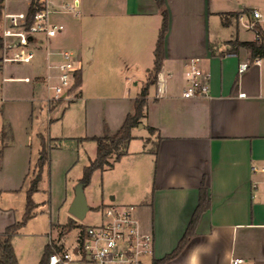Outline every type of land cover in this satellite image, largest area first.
<instances>
[{"label":"crops","instance_id":"0c3cea01","mask_svg":"<svg viewBox=\"0 0 264 264\" xmlns=\"http://www.w3.org/2000/svg\"><path fill=\"white\" fill-rule=\"evenodd\" d=\"M71 1L52 2V21L66 29L50 48L75 50L79 56L87 49L92 61L88 72L82 70L83 81L76 89V100L86 104V135L57 137L55 144L61 150L65 141L74 140L76 162L82 158L84 174L97 155V143L89 139L115 134L134 112L153 68L163 17L155 0H77V15L58 11ZM165 8L169 30L163 69L149 90L145 117L132 131L127 154L113 168L93 174L103 178L97 210L134 206L142 228L154 235L155 257L161 260L187 232L204 184L209 208L182 253L166 264H233L235 258H244L242 264H264V58L254 61L245 49L231 53L228 45L256 41V27L264 32V0H165ZM38 52L44 61L42 73L34 76V83L23 85H31L33 95L37 86H44L41 101L46 102V49ZM195 59L209 75L208 98L183 97L188 65ZM241 64L249 65L243 73ZM65 116L62 112L59 118ZM145 128L147 134L141 133ZM21 157L20 176L28 177L27 156ZM76 157L70 158L66 170L75 167ZM28 189L20 198L24 213ZM8 208L0 206V215ZM39 209L40 204L35 217ZM14 224L0 220V234ZM57 225L63 224L52 223L51 228ZM19 234L12 242L22 264L15 243ZM50 234L66 249L76 244L68 245L59 232ZM48 243L49 237L45 247Z\"/></svg>","mask_w":264,"mask_h":264},{"label":"rangeland","instance_id":"374dc122","mask_svg":"<svg viewBox=\"0 0 264 264\" xmlns=\"http://www.w3.org/2000/svg\"><path fill=\"white\" fill-rule=\"evenodd\" d=\"M23 4L22 1L4 2V10L0 15V36L4 15L7 12L6 8L10 11H19ZM72 51L79 58L80 70H83L85 74L92 63L86 55L87 49L82 51L81 56L75 50ZM2 55L3 52L0 50V58ZM39 55L40 52H37L32 64L22 65L18 74L24 73L23 75H29L31 78L41 74L44 61ZM134 83L138 82L131 81V85ZM37 88L36 94L33 95L34 91L31 85L14 84L11 87H5L2 85L0 74V134L5 130L9 131L10 135L5 143L2 140L0 142V149L6 144V153L4 152V156L0 159V191L3 192L0 206L9 207L8 212L0 215V220H14L15 224L22 221L24 211L20 198L22 190L29 188L30 180L34 176L32 171L40 158L39 150L42 148V141L53 148L50 150L49 162L43 169L39 192L33 195L35 203L40 204L38 215L21 228L15 241L22 264H33L34 261L44 256L47 249L45 244L48 242L51 230L56 236L58 232L66 230L64 226L74 223L75 229H72L69 234L60 236L69 245L76 242L82 230L88 226L99 224L103 219L102 213L97 210L98 201H100L103 192V178L98 175L99 173L92 177L90 184L85 188L88 205L91 208L85 220L78 221L70 214L69 209L74 199L77 181L84 177L81 169L83 160L80 158L79 162H76L79 158L76 157L77 152L73 139L65 141L66 144L61 150L55 148L57 142L55 138L57 137L70 138L86 135V131H84L87 122L85 102L76 100L77 90L75 89L72 92L73 95L51 105H45L46 102L41 101L45 98V87L37 86ZM48 108L51 109V112ZM62 112L66 113L64 119L59 118ZM79 125L82 128L78 129ZM147 130L145 128L140 131L147 134ZM21 156H27L26 167L30 170L28 177L20 176ZM71 157H76L74 161L76 165L68 171L65 165ZM52 223L53 225L55 223L63 225L53 226L52 229Z\"/></svg>","mask_w":264,"mask_h":264},{"label":"built area","instance_id":"2783aa9c","mask_svg":"<svg viewBox=\"0 0 264 264\" xmlns=\"http://www.w3.org/2000/svg\"><path fill=\"white\" fill-rule=\"evenodd\" d=\"M5 1H22L24 7L19 12H6L4 15L1 29L3 55L0 58L3 83H34L36 78L18 73L22 65L32 64L37 52L45 48L46 104L51 105L73 95L76 73L81 69L75 54L70 50L53 51L50 48L51 41L66 29L63 23L51 19L54 0ZM37 2L41 9L30 19V9ZM59 7L61 13L77 15L79 2H65ZM254 16L260 18L261 14L255 11ZM248 67V64H241L239 72L243 73ZM186 78L184 98L209 97V75L201 69L199 59L190 61ZM101 213L102 221L82 230L73 248L66 249L61 240L50 234L48 246L52 253L48 264H154L157 260L154 235L142 228L134 206H108ZM244 261V258H235L233 264H242Z\"/></svg>","mask_w":264,"mask_h":264},{"label":"trees","instance_id":"16d2710c","mask_svg":"<svg viewBox=\"0 0 264 264\" xmlns=\"http://www.w3.org/2000/svg\"><path fill=\"white\" fill-rule=\"evenodd\" d=\"M38 1V0H37ZM159 9L162 12V25L159 31L157 44L154 52V63L153 68L148 76V81L145 87L140 92L138 98L135 101L134 112L129 114L123 123L122 127L113 135H105L103 137H93L89 140L97 143V155L96 158L84 168L83 182L88 186L96 171H105L113 168L114 164L117 163L123 156L128 152V147L131 141L134 139L132 131L142 124V120L145 117V110L147 107V97L149 90L152 86L156 85L159 75L163 69L165 62V38L169 30V14L165 8V0H155ZM5 0H0V15L4 10ZM41 9L40 4L35 3L30 9L29 18L32 19L37 10ZM257 40L254 42H241L233 41L229 42L228 45L231 47V53H237L240 49L249 51L252 60L264 58V32L256 27ZM2 49V38L0 36V50ZM83 81L82 70L76 73V80L74 89L81 86ZM151 132H154V128H149ZM10 138L9 131L3 130L0 134V142L2 140L5 143ZM42 148L40 151V159L38 160L32 174L33 178L30 180L29 189L27 192V202L25 213L21 222L16 223L6 229L3 234H0V264H19L15 249L13 246V237L19 233L22 227H24L28 221L35 217V209L37 204L33 200V195L39 192V184L42 179V173L44 167L48 164L50 159V150L53 148L51 145H47L42 141ZM6 144L0 149V156L3 155ZM57 148V145H55ZM209 208L207 202V189L203 184L201 188V201L200 205L188 227L182 240L179 242L178 247L168 256L161 260H155L154 264H166L167 262L178 257L185 249L187 244L195 235V229L199 221L200 215ZM66 230H62L61 236L69 234L72 229L76 228L74 223H70L64 226ZM66 231V232H65ZM52 250L47 246L44 256L41 258L39 264H48L49 256Z\"/></svg>","mask_w":264,"mask_h":264},{"label":"water","instance_id":"95a60500","mask_svg":"<svg viewBox=\"0 0 264 264\" xmlns=\"http://www.w3.org/2000/svg\"><path fill=\"white\" fill-rule=\"evenodd\" d=\"M86 187L87 185L83 181L77 184L75 188V196L69 209L70 214L78 221L85 220L88 212L91 209L88 205L87 197L85 194Z\"/></svg>","mask_w":264,"mask_h":264}]
</instances>
